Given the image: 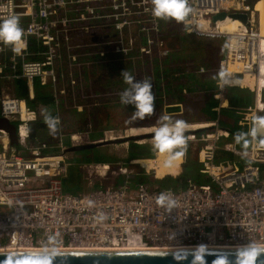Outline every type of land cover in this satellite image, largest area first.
I'll return each instance as SVG.
<instances>
[{
  "label": "built area",
  "instance_id": "built-area-1",
  "mask_svg": "<svg viewBox=\"0 0 264 264\" xmlns=\"http://www.w3.org/2000/svg\"><path fill=\"white\" fill-rule=\"evenodd\" d=\"M254 1L189 0L192 12L183 27L188 34L226 40L214 108L231 106L233 86L254 92L253 102L236 107L250 146L239 148L240 135L223 127L219 118L185 121L187 148L199 146L206 181L155 187V182H133L127 174L118 184L101 181L81 194L64 187L71 167L100 164L71 160L67 148L89 142V131L60 130L55 143L29 144L32 124L40 119L28 103L36 94L35 78L42 86L51 85L60 102L69 88L63 79L83 87L82 80L91 74L85 67L136 62L155 53L167 56L172 48L162 22L152 16L151 0H0V20L18 15L25 31L20 52L0 44V115L17 124L18 135V144L12 145L9 131L0 127V246L264 245V136L256 122L264 112V12L254 8ZM221 12H226L224 18L214 19ZM4 79L26 80L28 97L7 92ZM219 148L234 158H218ZM101 166L103 173L111 167ZM117 171L126 173V168ZM161 193H171L176 206L160 205Z\"/></svg>",
  "mask_w": 264,
  "mask_h": 264
},
{
  "label": "trees",
  "instance_id": "trees-1",
  "mask_svg": "<svg viewBox=\"0 0 264 264\" xmlns=\"http://www.w3.org/2000/svg\"><path fill=\"white\" fill-rule=\"evenodd\" d=\"M170 55V54H169ZM164 56L160 57L157 53H155L152 57L147 56L143 59L137 60L136 62L139 63V69L133 73V75H138L139 70H141V79L143 80L145 77H150L151 79L156 80V87L152 88L153 94L155 95V114L144 119V120H136L132 123H129V120L123 121L121 120V115L132 114L136 109L133 105L129 104L127 107L126 105L123 106L120 103L119 100V93L115 92L119 90V84L116 80L115 76H112L111 69L109 68L110 64H117L122 65L123 61H112L108 62L104 65H101L100 72L96 76V72L91 75V78L95 80V88L99 87L98 90L100 91L101 96L99 95V98L97 99L100 103H88V105L84 104V107L78 108L77 104L74 106L72 105H65L61 103L62 108H65V114H62V121L61 125L63 123V127L65 131H74V130H89L90 125L92 124L93 130L89 131V140H98L105 137V131L110 128H120V127H128L132 125H139V126H133L134 132L136 135H139V132L143 129L142 133H146L148 131H151L154 133L155 128L157 126L154 125H141V124H151L153 120L156 117H160L163 115V106L166 105V101L172 102V100L175 101H182L184 102V111L178 114L173 115V120H178L176 116L181 114H188L187 119H184V121H194V120H212L218 117V112L213 107L216 105V98L214 97V92L212 90L211 96L205 97L204 99L200 96H198V91L204 90L203 85L199 81V77L197 74L194 73H187L185 69H188V63L186 61H183V58L174 57V56ZM128 62H131V60H127ZM126 62V61H125ZM124 62V63H125ZM106 66V70L105 67ZM104 67V68H103ZM98 68V67H97ZM100 68V67H99ZM192 68V66H191ZM195 69H199V67H194ZM193 68V69H194ZM209 69V68H208ZM210 72V69L208 70ZM211 75V78L216 83V77L217 74H215L213 71L209 73ZM20 80V79H19ZM106 80V81H105ZM40 83L37 78H35V87H36V98L34 100H29V106H34L37 104V101L40 99V97L44 96L47 97L46 93L41 90ZM27 88V87H26ZM25 86L19 87L18 90H16V94L21 97H25L27 95V90ZM103 88H107L109 91V94H107ZM157 90H160V94L157 93ZM105 93L104 95H102ZM229 95L231 99V106H227L221 109V116L219 119L220 124L222 121L223 114L230 115L232 113H236V125H230L231 122L228 120V118L223 119L224 121L222 123L227 124L222 125L223 127L230 128L233 133L239 134L240 136H243V128L238 124V114L236 111L237 105L247 104L251 103L254 98L253 91H251L249 88H240L238 86H233L229 90ZM51 96V95H50ZM164 96V97H163ZM104 100V102H103ZM96 106V107H94ZM167 106V105H166ZM100 107V108H99ZM176 110H178L179 106H176ZM103 110V112H97L95 109ZM110 108L115 109L116 112L113 114L114 119L117 122V125H111L108 122V119H112L113 116L110 118L107 117L106 114ZM126 108V111H125ZM123 109V110H122ZM175 109V108H173ZM124 111V112H123ZM89 112V114H88ZM77 113V119L75 120L76 127H73V115ZM112 115L111 113L109 116ZM225 118V117H224ZM181 120V119H179ZM37 127L34 126L32 131L34 134H37ZM131 129L129 130V134H132ZM109 138H114L112 137ZM143 142V141H142ZM222 144V143H221ZM219 144V146H221ZM240 144V143H239ZM36 145V144H35ZM34 145V146H35ZM99 147V154H94L92 156H85L83 161L85 162H111V166L115 167L118 163L110 158L109 154L102 151ZM92 148V147H91ZM86 149V148H84ZM81 150V149H80ZM218 157L224 158V157H232V152L228 150H224L219 148L218 151ZM155 151H152L150 148H148L145 144L135 142L132 144L131 150L129 154L125 157L124 162L127 164V162L131 161L133 158L137 157H145L150 158L154 157ZM190 157V154H189ZM190 159V158H189ZM183 160V157L177 161L176 166L177 169L172 167V165L167 169L165 172V176L161 178L154 176L153 172H149L146 170H140L138 172H134L132 174H129L130 178H132L133 182L142 181L146 183H154V182H161V184H164L162 186H170L174 188H180L182 186H185L188 183V178H190L192 181L200 182L202 180L201 175H199L198 179L195 180L193 177L189 176L186 171V166L180 171L181 169V162ZM82 161V162H83ZM151 161V162H149ZM170 159L168 157L167 153H158L156 159L154 160H146L144 161L146 164H148L150 167L152 165H155L156 171L161 172L165 169L167 163H169ZM197 161H199L197 159ZM200 164V162H199ZM73 167H71V176L73 175ZM172 167V169H171ZM172 170L173 172L170 173L169 171ZM180 171V172H179ZM201 172V171H199ZM71 178V177H69ZM127 179V174L120 173L115 176L114 180L112 181L115 184H118L122 180ZM132 182V183H133ZM104 183H96V186L102 185Z\"/></svg>",
  "mask_w": 264,
  "mask_h": 264
},
{
  "label": "clouds",
  "instance_id": "clouds-1",
  "mask_svg": "<svg viewBox=\"0 0 264 264\" xmlns=\"http://www.w3.org/2000/svg\"><path fill=\"white\" fill-rule=\"evenodd\" d=\"M152 16L158 20L184 22L192 12L189 0H151ZM21 18L18 15H9L0 20V44L10 46L13 52H20L18 47L25 37V31L21 27ZM3 49H0L2 51ZM123 82L127 86L119 94V100L122 105H133L135 111L129 118V123L136 120H144L155 114V95L153 94L152 82L150 77L137 81L133 73L124 70L121 73ZM223 76L224 73L222 72ZM264 126V118H258L256 121ZM45 123L48 125L49 133L55 135L60 123L59 117H53L51 114L45 116ZM157 127L153 134V149L159 153H167L170 160L181 159L187 149V123L184 120H173L169 115H161L157 120ZM157 202L166 206L169 210L176 206V201L172 199L171 193H161ZM91 204V202H90ZM100 219H104L103 216ZM194 264H205V250L203 247L199 250L193 249L191 252ZM234 259L228 256H219L215 264H258L261 258H264V246L254 242H249L234 251ZM29 264H33L29 261ZM38 264H47L46 261H39Z\"/></svg>",
  "mask_w": 264,
  "mask_h": 264
},
{
  "label": "crops",
  "instance_id": "crops-1",
  "mask_svg": "<svg viewBox=\"0 0 264 264\" xmlns=\"http://www.w3.org/2000/svg\"><path fill=\"white\" fill-rule=\"evenodd\" d=\"M161 22H162V29H163L164 36L166 37V39H167L169 45L171 46L172 50H182V49H184V46H183L184 40H186L187 38H189L188 42L195 46V48H196L195 57L196 58H189V60H187L184 56L177 55V57L183 58V61H186L189 64L187 66L188 69H185L187 73L191 72V69L193 67H197L198 66L200 68L201 66H203L204 70L198 69L199 72H201V73H211L213 71L215 74H217L216 83H215L214 88L212 89L213 92H214L216 87H217V80L221 77V73H222V71L220 69V66H219V60L222 57V55H221V57H219L220 56L219 55V51H220L219 47H220V45L218 44V42L216 40H214L216 38H208V37H202V36H196V35H193V34H188L183 29L184 22L177 23L174 20H172V21L161 20ZM122 63H123L122 65H118L117 66L118 75L115 76V78H116V80L118 81V84H119V90H117L115 92H117L119 94L124 90L125 87H127L124 84V82H123V77H122L121 73L124 70H129L127 68V65H124V64L128 63V61H126L125 63L124 62H122ZM129 63L132 66L131 67V72L135 73V71H137L139 69V63L132 62V61L129 62ZM191 66H192V68H191ZM104 67H105V70H106V66H104ZM101 68H102L101 65H93L92 67H90V69H88V67H85L83 69L86 72L90 71V73H91V74H88V73L85 74V75H87V74L88 75L82 80V83H84L83 87L69 85V84H67V79H63L62 82H64L67 85V87H69V88H68V93L65 94L64 97H62L60 102H57L54 99V97L52 95L53 88H52L51 85H45V86H42L41 84L39 85L42 91L47 92L46 93L47 97H44V96L42 97L41 96L40 99L37 101L36 105L30 106L33 110H35V112L38 114L40 119L38 121H35L32 124V129H33L34 126H36L37 127L36 129H37L38 132H37V134H34L32 129H31V133L33 134V136L30 138L29 141H35V144L41 143V142L50 141V140L45 139L46 137L47 138H49V137L51 138L52 137V135L49 133L48 125L45 123V116L48 115V114H51L53 117L59 116L61 118V121H62V114H65L66 112H65V108L64 109L62 108L61 103L65 104L67 106L72 105L74 107H75L76 104L77 105H82L84 107V104L88 105L89 102L93 103V104L94 103H100L101 104V101L99 102L97 100L99 98V95L101 96L100 91H96V90H98L99 87L98 88L94 87L95 86V82H94L95 80H93L91 78L92 73L96 72V76H97V74L100 72ZM208 68L210 69V72L208 71L209 70ZM63 71L67 74L68 67L67 66H63ZM141 76H142L141 75V70H139L138 75H135V79L137 81H140V80H142ZM8 80L13 82V83L15 81H19L21 83L20 85H14L12 83V85L10 87V90H6L5 89L7 92H10L12 94H16V90H18L19 87H24V86H25V88L27 87L26 80H23V79H20V80L19 79H16V80L8 79ZM156 80L157 79H155V80L151 79L153 87H156V83H157ZM249 81H250L251 85L254 84L252 80H249ZM46 88H49V91H47ZM240 88H244V87H240ZM93 89H96V90H93ZM26 90H27V95L25 97H28V88H26ZM103 90L107 94H109V91H107L108 90L107 88H103ZM212 90H211V92H212ZM35 91H36V87H35ZM81 91L86 93V94L88 93V95L87 96H83L81 94ZM204 91L205 90L198 91L197 95L204 99L205 98V97H203L204 96ZM91 93H94V96L91 95ZM157 93L160 94L161 93L160 90H157ZM36 94H35L34 98L29 99V100H34L36 98ZM104 94L105 93H103L102 95H104ZM253 94H254V92H253ZM253 101H254V99H253ZM103 102H104V100H103ZM166 102H167L166 103L167 106L165 104L163 106V115H169V116L173 117V115L181 113V112L184 111V105H183L184 102L175 101V100H172V102H170V101H166ZM179 102L182 103L181 106H179V104H175L174 105V103H179ZM216 104H217V102H216ZM176 106H179L178 110H176V108H177ZM94 107H96V106H94ZM120 107L124 108V105L120 106ZM78 108L80 109L81 107H78ZM173 108H175V109H173ZM95 109L97 110V112H103V110H100V109H97V108H95ZM110 111H115V110H113V108H110V110L108 111V113L113 114ZM217 112L220 113L221 111L217 110ZM88 114H89V112H88ZM216 118H220L219 115ZM76 119H77V113L73 115V127H76V123H77L75 121ZM157 120H158V117H156L150 125L158 126L157 125ZM197 121H201V120H197ZM63 126H64L63 123H62V125L61 124L58 125V131L56 132V134L53 137L57 138V136L59 135V131L60 130H63L66 133L73 132V131H65L64 128H62ZM132 126H135V125H132ZM88 128H90V129L89 130H79L78 129V130H74V131H91V130H93L92 129L93 128L92 124ZM115 129L119 130L120 128H113V129L110 128V129H107V130H115ZM247 139H248L247 137L239 136V138L237 139V144L238 145H239V143L242 144ZM35 144H32V145H35ZM197 155H198V160H199L200 166H201V161H200V158H199V154H197ZM235 157L238 160L239 159L242 160L241 157L240 158L237 157V156H235ZM228 158H234V155L232 157H228ZM133 159H131V160H133ZM171 162H172V160L169 161V164ZM183 163L181 164L180 171L183 169L182 168ZM116 175H118V174H116ZM115 176L113 178H115ZM205 178H206V176H205ZM188 179H190V178H188ZM104 183H109V182H104Z\"/></svg>",
  "mask_w": 264,
  "mask_h": 264
},
{
  "label": "rangeland",
  "instance_id": "rangeland-1",
  "mask_svg": "<svg viewBox=\"0 0 264 264\" xmlns=\"http://www.w3.org/2000/svg\"><path fill=\"white\" fill-rule=\"evenodd\" d=\"M191 38V37H190ZM188 39L187 38L186 40H184V49L182 50H171L170 51V55L171 56H174V57H177V55L179 56H184L187 60H189V58H196L195 55H196V48L194 45L190 44L188 42ZM218 42V44L220 45L219 47V57H221V55L223 56L226 52V48H227V44H226V40L224 38H216L214 39ZM169 55V56H170ZM124 65H127V68L129 69V71H131V64L128 62ZM117 64H110L109 68L111 69V74L112 76H117L118 75V70H117ZM194 68V67H193ZM191 69V73H194V74H197L198 75V79L199 81L201 82V84L203 85L204 87V96L203 97H209L211 96V90L214 88L215 86V81L211 78V75L209 73H201L199 71H197V69ZM8 79H4L3 82H2V87L6 90H10V87L12 85L13 82L11 81H7ZM14 85H20L21 83L19 81H15L13 83ZM246 88H249V87H246ZM250 89V88H249ZM47 91H49V88H46ZM251 90V89H250ZM254 99V98H253ZM215 102H217V100H214ZM128 105H126L127 107ZM115 110V109H114ZM125 111H126V108H125ZM112 112L113 114H115L116 110L115 111H110ZM124 112V111H123ZM110 113H106L104 115H107L108 118H110L112 115L109 116ZM219 117L221 116L220 113H218ZM132 116V114H125V115H121V120L123 121H126V120H129V118ZM264 116V112L261 114V117ZM188 117V114H181V115H178L176 116L177 119H181V120H184V119H187ZM225 117V118H224ZM223 119H226L228 118V120L231 122L230 125H236L235 123H237V120H236V113H232L230 115H225L223 114ZM222 119L221 121V124L222 125H226L228 126L227 124H224L222 123L224 120ZM221 120V119H220ZM197 121V120H194V122ZM108 122L111 124V125H117V122L116 120L114 119V116L113 118L111 119H108ZM192 122V121H191ZM142 125H150V124H142ZM135 126H139V125H135ZM133 128V126H128V127H120L119 130H107L105 132V137L109 138V137H112V135L115 137L117 136H122V135H126V134H129V130ZM131 132L132 134L131 135H136V133L134 132L133 129H131ZM141 133V131L139 132V134ZM154 134V133H152ZM33 136V134L31 133V136L30 138ZM104 137V138H105ZM56 137H52L50 138H45L47 140H50L48 141L47 143H55L56 142ZM228 139H234V137H230ZM224 140V138H223ZM143 141V142H142ZM135 142H139V143H143L145 144L148 148H150L152 151H155L152 147L153 145V135L151 136H146V137H143V138H138L137 139H130L129 141H114V142H111V143H106V144H102V145H99L100 146V149L104 152H106L107 154H109L110 158H112L113 160L115 159V161L118 163L115 167H110L109 171L107 173H103L101 172V169H103V167L101 166V164L103 163H110L111 165V162H97V161H94L95 164H100V167H90V169H85L83 166H77V167H73V175L74 176H70L71 178H65L64 179V187L65 189L67 190H70V191H74V192H77V193H81V194H85L87 191H89L92 187H94L96 183H99L101 181H104V182H109V183H113L112 181L114 180V176L116 174H119L117 173L119 170V167L122 166L123 168H126V173L124 174H132L134 172H138L140 170H146L149 172H153L154 173V176L156 177H163L165 176V172L167 171V169L172 165V167H174L175 169L176 166H174L175 164H177V161L175 160H172V162L169 164L167 163L165 169L161 172H158L156 171V169H154L155 171H152V169L155 167V165H152L151 167L144 163V161L146 160H149L148 158H145V157H137V158H134L133 160L127 162V164L124 162V159L125 157L129 154L130 150H131V147H132V144L135 143ZM250 140L247 139L244 141V143H240L239 145H237L239 148H246V147H249L250 146ZM43 143V142H41ZM29 144H35V141H29ZM99 147H92V148H86V149H81V150H75V151H68L67 154L69 156V158L71 160H77L79 161L80 163L82 164H85L86 162L83 161L84 157L85 156H92V155H96V154H99ZM198 152H199V146L194 144L190 147H188L186 149V156H185V162L184 160L182 161L183 165L182 167L186 168V171L188 173L189 176L193 177L195 180L198 179L199 175H201L202 177V180H200V182L202 181H206V179L208 178L207 174L205 173H202V172H199L200 171V164H199V161H197L198 159ZM189 154H190V157H189ZM158 155V152L155 151V154H154V157L152 160L156 159ZM141 158H144L142 161ZM190 158V159H189ZM83 161V162H82ZM246 161V159H244V162ZM92 162V163H94ZM144 163V164H143ZM181 163V164H182ZM171 167V169H172ZM170 173H172L173 171L170 170L169 171ZM165 174V175H164ZM158 175H163V176H158ZM206 176V178H205ZM162 185L164 184H161V182L159 183L158 181L154 183V186L155 187H162Z\"/></svg>",
  "mask_w": 264,
  "mask_h": 264
},
{
  "label": "water",
  "instance_id": "water-1",
  "mask_svg": "<svg viewBox=\"0 0 264 264\" xmlns=\"http://www.w3.org/2000/svg\"><path fill=\"white\" fill-rule=\"evenodd\" d=\"M226 12L214 15V19L224 18ZM246 16V13L240 14ZM261 118H264L262 116ZM0 127L10 133L11 144H18L17 124L6 116L0 115ZM257 130L264 136V126L257 123ZM153 132L139 135L126 134L115 138H101L82 144L71 145L67 151L96 147L114 141H129L130 139L151 136ZM264 246V245H261ZM205 250V264H215L219 256L234 259L235 249L241 246H176V247H142V248H70V247H2L0 248V264H194L191 252L193 249ZM264 264V258L258 261Z\"/></svg>",
  "mask_w": 264,
  "mask_h": 264
},
{
  "label": "bare ground",
  "instance_id": "bare-ground-1",
  "mask_svg": "<svg viewBox=\"0 0 264 264\" xmlns=\"http://www.w3.org/2000/svg\"><path fill=\"white\" fill-rule=\"evenodd\" d=\"M254 8L255 9H260L262 11V15H263V12H264V0H255L254 1ZM144 130L145 129L141 130L140 134H146V133H150L151 132V131H148L146 133H142V131H144ZM138 140H139V138H138ZM3 247L4 248L5 247L18 248V247H22V246L9 245V246H3ZM55 247H58V246H51V248H55ZM142 247H149V246L148 245H140V244H135V245L132 244V245H125V246H118V247H108V248H119V249H122V248H142ZM152 247H154V246H152ZM226 247H234V246H226ZM0 248H2V246H0ZM33 248H35V247H33ZM45 248H48V247H45ZM70 248H78V247H70ZM87 248H89V247H87ZM94 248H103V247H94ZM104 248H107V247H104Z\"/></svg>",
  "mask_w": 264,
  "mask_h": 264
}]
</instances>
